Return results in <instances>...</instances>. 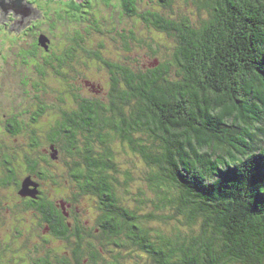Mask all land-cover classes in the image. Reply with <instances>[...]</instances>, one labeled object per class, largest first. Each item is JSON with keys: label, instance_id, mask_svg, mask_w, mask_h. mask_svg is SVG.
I'll list each match as a JSON object with an SVG mask.
<instances>
[{"label": "trees", "instance_id": "16d2710c", "mask_svg": "<svg viewBox=\"0 0 264 264\" xmlns=\"http://www.w3.org/2000/svg\"><path fill=\"white\" fill-rule=\"evenodd\" d=\"M119 2L121 13L175 45L144 69L95 51L113 83L108 102L80 104L89 118L81 126L89 129L79 142L89 177H97L91 192L110 199L103 203L113 236L146 253L149 264H264V0H182L205 13L195 23L176 0L143 12L142 0ZM52 14L62 22V9ZM128 29L129 36L125 28L114 32L124 52L135 42L152 49ZM78 136H66L68 150ZM91 146L99 152L88 160ZM119 150L149 168L144 179L154 199L139 190L131 206L119 194V187L130 194L134 181L117 161ZM147 203L152 211L143 213ZM153 220L185 230L152 233L146 224Z\"/></svg>", "mask_w": 264, "mask_h": 264}, {"label": "flooded vegetation", "instance_id": "af4514ba", "mask_svg": "<svg viewBox=\"0 0 264 264\" xmlns=\"http://www.w3.org/2000/svg\"><path fill=\"white\" fill-rule=\"evenodd\" d=\"M105 18L116 28L110 16ZM90 30L103 35L96 27ZM40 34L46 33L33 28L31 42L10 51L21 66L0 68V264H131L146 258L123 236H113L114 224L103 203L110 199L91 192L97 177L91 181L88 161L82 158L85 143L79 142L89 129L81 126L80 120L89 118L80 104L100 100L99 93L106 90L103 98H109L113 70L98 60L99 49L85 50L84 60L76 49L54 47L52 39L45 49L38 42ZM88 65L106 71L109 89L84 79L79 68ZM69 133L79 135L76 149L68 150ZM90 150L94 154L88 160L99 152L94 146ZM77 173L83 177L76 179Z\"/></svg>", "mask_w": 264, "mask_h": 264}, {"label": "rangeland", "instance_id": "374dc122", "mask_svg": "<svg viewBox=\"0 0 264 264\" xmlns=\"http://www.w3.org/2000/svg\"><path fill=\"white\" fill-rule=\"evenodd\" d=\"M71 1H73V4L70 3ZM108 2L111 3V6L107 7ZM108 2L105 0H87L84 5L81 6L79 0H21L24 7H26L27 4L30 5V7H27L31 11L28 17L19 14L14 15L10 10L5 14L3 8L0 6V53L9 57V60H6V62L1 60L2 56L0 57V68H6L7 64H17L16 68H18L19 65L21 66L20 62L13 58L10 51L15 50L20 46L26 47V45L32 40L29 35L33 28L46 33L47 35L44 34L46 36L49 35L48 37L52 39L54 47H72L78 50L80 55L83 53V56L81 57H83L84 60V57H86L84 51L94 48L96 51L99 49L102 52L103 58L107 60L121 61L126 57L128 60L127 63L137 66L135 69H144L151 64L156 65L161 58L169 55L170 52L173 51L175 43L171 38L156 35L157 33L155 31L147 29L140 20L135 21L134 18L131 19L123 13H120L119 15L118 0H109ZM103 4L106 6H102ZM175 4L181 7V12L186 15L192 23H195L196 21L198 22L201 18H205V13L195 12L190 4L184 5L182 0H176ZM113 5L115 8H113ZM158 5V0H142V4L140 3L139 8L140 11L143 12L150 7H153V9L158 8ZM37 7L39 9H37ZM61 9L64 12V17L62 18V22H58L52 13H56V11ZM106 16H110L113 19L114 23L117 24L116 27L118 29L125 28L123 33L127 36L130 34L128 28L130 27L131 29H134L135 35L138 39L152 45V49L156 51L155 54L152 53V49L147 48L145 45L137 44L136 42L134 44L131 43V51L124 52L119 37L114 35L117 28H115L111 22H106ZM101 20L102 22L100 23ZM93 27L100 30L103 35L100 33L98 34L97 31L94 30L91 31L90 28L93 29ZM123 33L121 34L120 32L122 36ZM87 35L89 36L87 37ZM25 37L27 41H20L24 40ZM158 44H160V50L157 47ZM17 49L20 50L21 48ZM117 58L121 59L118 60ZM24 60L28 61L27 55L24 57ZM79 69L83 73L84 79L90 84L94 86L100 85L104 89H109L108 75L105 70L98 69L95 65H88V67L81 66ZM70 75L72 76L73 74ZM175 76L176 74L172 72L171 77L174 78ZM53 80V86L55 87L56 80ZM70 82L73 84L77 83L73 80ZM80 82L82 83V81ZM57 83L60 84L59 81H57ZM87 90L88 87L85 88V92ZM106 91L101 94L99 93L98 95V98L104 99L105 102H107V99L103 97L106 96ZM49 103H51V101ZM69 103L71 102L69 101ZM119 151L121 153H119L117 161L120 162V167L130 170L132 176H134V181H132L130 186L126 188L130 194H126L124 187L118 188V191L120 192L119 194L125 199L126 203L131 206L132 204H137V200L134 201L133 199H137L139 190L144 192L147 199H154L155 196L144 179L145 174L149 172V168L134 153L123 150ZM119 177L120 179H123V176ZM68 187H71V185L68 184ZM142 211L143 213L151 212V205L147 203L146 206L142 208ZM172 213V211L164 210L160 214L168 215ZM146 226L152 230V233L160 231L164 235L173 234L175 229H180L182 231L185 230V227L180 226L179 223L174 220L169 221L166 224L161 221L158 222L153 220L147 223ZM149 262L150 261L143 256L138 260L133 259L131 264H149Z\"/></svg>", "mask_w": 264, "mask_h": 264}, {"label": "water", "instance_id": "95a60500", "mask_svg": "<svg viewBox=\"0 0 264 264\" xmlns=\"http://www.w3.org/2000/svg\"><path fill=\"white\" fill-rule=\"evenodd\" d=\"M0 6L3 8V12H5V14L10 10L14 15L19 14L28 17L31 13L29 8L24 7L21 0H0ZM38 42L45 49L48 48L49 40L45 36L40 37Z\"/></svg>", "mask_w": 264, "mask_h": 264}, {"label": "bare ground", "instance_id": "6f19581e", "mask_svg": "<svg viewBox=\"0 0 264 264\" xmlns=\"http://www.w3.org/2000/svg\"><path fill=\"white\" fill-rule=\"evenodd\" d=\"M26 7H30V5L27 4Z\"/></svg>", "mask_w": 264, "mask_h": 264}]
</instances>
